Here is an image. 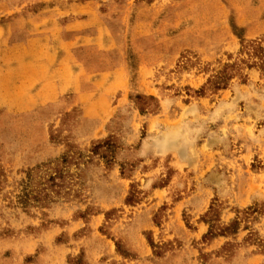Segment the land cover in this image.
I'll list each match as a JSON object with an SVG mask.
<instances>
[{"label": "rangeland", "instance_id": "obj_1", "mask_svg": "<svg viewBox=\"0 0 264 264\" xmlns=\"http://www.w3.org/2000/svg\"><path fill=\"white\" fill-rule=\"evenodd\" d=\"M243 41L264 47V0H0V264H264V70ZM17 63L65 89L19 109ZM211 207L237 234L203 239Z\"/></svg>", "mask_w": 264, "mask_h": 264}, {"label": "trees", "instance_id": "obj_2", "mask_svg": "<svg viewBox=\"0 0 264 264\" xmlns=\"http://www.w3.org/2000/svg\"><path fill=\"white\" fill-rule=\"evenodd\" d=\"M246 54L249 57V64L251 66H248L249 68H252L254 66L260 67L262 70H264V47L262 46L261 42L258 41H252V42H245L242 43V48L240 51V55ZM242 64H247V62H242ZM238 68V64L233 65H227L225 69L219 73L216 77H213V79H209V86L211 85L214 90H221L224 89L227 86V83L229 80L232 79L231 72H234L235 69ZM240 69V68H239ZM237 71V70H236ZM96 151V150H95ZM4 172L0 170V185L4 178ZM51 182L55 181V178L50 179ZM137 202V194L135 191L130 194V196L127 199L128 204H133ZM255 213V209L248 208L246 211L243 212V215L246 217L252 216ZM241 212L237 214V217L235 220H233L229 226L222 227L220 226V219H219V212L218 209L215 207H211V210L209 211V214L206 215L205 223L209 225V232L204 236V240L206 239H213L216 237H224L227 235H235L239 231L241 221L243 220L240 218ZM253 233L249 237H253ZM260 247L264 249V245L259 244ZM120 250V248H119Z\"/></svg>", "mask_w": 264, "mask_h": 264}, {"label": "crops", "instance_id": "obj_3", "mask_svg": "<svg viewBox=\"0 0 264 264\" xmlns=\"http://www.w3.org/2000/svg\"><path fill=\"white\" fill-rule=\"evenodd\" d=\"M23 63H26V59H24ZM20 63H17L12 69L15 74L13 75L12 87L14 86V94L23 95L24 98H27V101H24L27 106L19 107V109L27 110L32 108L29 106L33 104L35 107L40 106V104H46L48 101H55L59 95L65 89V83L60 82L54 84L52 82L53 78L48 79L47 67L43 68V71L39 74L31 75L26 74L23 78H20L21 75L18 72H26L25 67L23 71L21 70ZM51 72H49L50 74ZM46 80V82L44 81ZM51 81V82H49ZM37 83L39 86H37ZM34 85V87H32ZM70 85L74 88L78 87V84L71 80Z\"/></svg>", "mask_w": 264, "mask_h": 264}]
</instances>
